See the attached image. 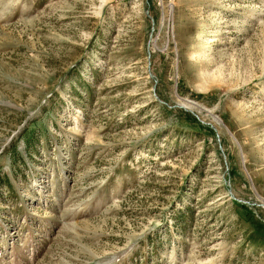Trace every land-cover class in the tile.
I'll list each match as a JSON object with an SVG mask.
<instances>
[{
    "label": "rangeland",
    "instance_id": "rangeland-1",
    "mask_svg": "<svg viewBox=\"0 0 264 264\" xmlns=\"http://www.w3.org/2000/svg\"><path fill=\"white\" fill-rule=\"evenodd\" d=\"M0 264H264V0H0Z\"/></svg>",
    "mask_w": 264,
    "mask_h": 264
}]
</instances>
